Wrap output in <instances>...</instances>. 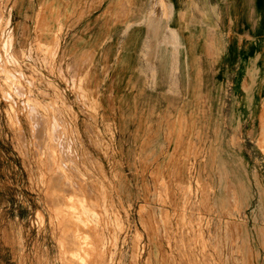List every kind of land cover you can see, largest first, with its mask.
I'll return each mask as SVG.
<instances>
[{
    "label": "rangeland",
    "instance_id": "rangeland-1",
    "mask_svg": "<svg viewBox=\"0 0 264 264\" xmlns=\"http://www.w3.org/2000/svg\"><path fill=\"white\" fill-rule=\"evenodd\" d=\"M52 1L0 0V264H264V213L245 229L236 189L226 202L234 219L212 220L208 186L170 172L180 156L164 157L165 131L179 138L186 123L194 130L164 103L178 100L174 91L184 85L196 90V72L205 100L221 101L218 91L233 83L244 53H264V0H237L241 23L256 25L246 38L227 28L223 0H180L166 15L155 0H91L86 50L59 44L63 30L49 21L58 20L61 3ZM175 10L185 13L180 39L166 34L165 16L172 26ZM142 44L153 53L150 70L135 55ZM134 69L145 77L141 93L131 83ZM151 70L165 84H150ZM156 90L168 97L152 106ZM215 129L205 120L204 136Z\"/></svg>",
    "mask_w": 264,
    "mask_h": 264
},
{
    "label": "crops",
    "instance_id": "crops-1",
    "mask_svg": "<svg viewBox=\"0 0 264 264\" xmlns=\"http://www.w3.org/2000/svg\"><path fill=\"white\" fill-rule=\"evenodd\" d=\"M60 1L57 12L54 11L58 14V20L49 21L50 27L56 29L61 27L63 30L58 39L59 44L64 45V48L73 45L74 49L83 46V50H86L91 37L89 30L93 27L91 0ZM223 1L228 3L227 28L231 33L236 32L240 38L249 37L256 25L241 23V8L238 7L237 0ZM179 2L180 0H176V3ZM170 4H172L170 0H165V13L171 11ZM102 13V10L99 11V14ZM203 15L207 16L205 12ZM164 22H167V27L170 28L169 17H165ZM132 23L134 24V21H131ZM186 29L188 32V25ZM139 39L142 38L132 39L133 44H136ZM149 52L148 65L145 61L148 70L151 69L150 60L153 56L150 50ZM202 57L199 59L202 60ZM199 59L195 58L200 62ZM183 60H185L184 57L178 60L179 69L182 67ZM241 60L244 63L234 73L233 83L226 91L223 87L218 91L222 98L221 101L209 104L205 100L203 89L198 90L197 80L196 90L191 85H184L180 90L174 91L179 93V96H175L178 100L164 103V108L180 109L181 114L187 117L186 122L194 121V130H189L193 123L190 125L186 123L185 131L180 133L179 138L172 132L166 133L165 131L164 157L166 161V158L171 159L174 154L180 156L182 159L180 164H171L170 172L183 174L181 178L190 180L192 184L199 182L203 186H208L212 220L228 219L231 221L234 219L235 213L232 210L227 213L226 202L232 203L236 189L240 190L245 212L242 221L244 228L247 229L249 222L256 219L254 215L257 212L264 213V151L261 148V143L264 141L262 116L264 110V53L256 47L251 53H244ZM165 61L168 62V57ZM247 61L251 64L247 65ZM167 65L168 63H165V71ZM200 65L201 63L196 68L199 69ZM218 76L221 75L215 74V77ZM196 78L198 79L197 72ZM165 92L172 93L166 89ZM194 93L195 96H193ZM235 94H243L251 100L245 104L236 102ZM189 97H195V99L187 101ZM209 117L216 129L204 136L203 125ZM232 125L237 126L236 130H233ZM167 167L168 165L165 164V171ZM226 214H228L227 217Z\"/></svg>",
    "mask_w": 264,
    "mask_h": 264
},
{
    "label": "bare ground",
    "instance_id": "bare-ground-1",
    "mask_svg": "<svg viewBox=\"0 0 264 264\" xmlns=\"http://www.w3.org/2000/svg\"><path fill=\"white\" fill-rule=\"evenodd\" d=\"M259 1V0H258ZM53 2V4H56V3H58L59 4V2H61V1H57V0H55V1H52ZM170 2H172V3H176V0H170ZM155 9H157V7L159 6V5H157L158 3L159 4H162L163 6H164V4H165V0H155ZM157 5V6H156ZM262 7H263V5H262ZM39 11V10H38ZM38 11H37V13H38ZM177 12H176V15H175V18H174V21H173V25L172 26H170V28L168 29V31L166 32V34H167V36L171 39L172 38V36L171 35H173V34H175L176 35V37L178 38V39H180V36H182V34H183V31L185 30V27H184V23H183V16H184V11H178V10H176ZM155 12H157V11H155ZM156 15V14H155ZM161 15V14H160ZM164 15H166V13L164 14ZM39 16V15H38ZM143 16V11H142V13H141V19L143 18L142 17ZM152 16H154V15H152ZM231 16V15H230ZM35 17V16H34ZM166 17V16H165ZM231 19V18H230ZM147 22V21H146ZM147 24H148V22H147ZM243 25H244V23H242ZM36 25V24H35ZM246 25V24H245ZM229 26H231V23L229 24ZM172 28V29H171ZM230 31V30H229ZM50 33V32H49ZM2 34V33H1ZM5 41V40H4ZM7 41V40H6ZM8 45V44H7ZM30 45V44H29ZM2 46H3V44H2ZM31 48V47H30ZM39 49V48H38ZM37 49V50H38ZM35 51H36V49H35ZM149 51H146V48H145V46L142 44V45H140L138 48H137V50H136V52H135V55L136 54H142V56H143V58L145 59V61H146V64H147V59H148V57H150V55H149ZM8 55V54H7ZM6 56V55H5ZM26 57V56H25ZM30 57V56H29ZM36 57V56H35ZM1 58V57H0ZM216 58L217 59H220L221 57L218 55V56H216ZM6 61V60H5ZM9 63V62H8ZM13 64V63H12ZM14 69V68H13ZM36 69V68H35ZM167 69V68H166ZM12 70V69H11ZM19 71V70H18ZM12 73V72H11ZM15 73V72H14ZM150 77V84L152 83L153 85H159L160 87L163 85V84H165L164 82V78L162 77L163 76V74H160V72H159V74H157V71L156 70H151L150 71V75H149ZM194 76H195V74H194ZM196 77V76H195ZM30 80V79H29ZM5 81V80H4ZM196 81H197V78H196ZM19 82V81H18ZM40 83V82H39ZM132 85H137V92L138 93H141V91H142V89H143V85H144V83H146V81H145V77L143 76V74L142 73H139V72H136L135 71V69H134V75H133V77H132ZM9 84H10V82H9ZM47 84V83H46ZM83 84H84V82H83ZM14 85V84H13ZM12 85V86H13ZM24 85V84H23ZM84 86V85H83ZM16 88V87H15ZM8 93V92H7ZM14 93V92H13ZM28 94V93H27ZM160 95H162V96H164L165 98H167L168 96L167 95H165V94H162L161 92H158L157 90L155 91V92H151V94L149 95V102L150 103H152V106L153 105H155L156 104V102H158L159 101V97H160ZM10 96V95H9ZM188 96V95H187ZM33 97V96H32ZM54 100V99H53ZM187 101H189V100H191V98L189 97V98H187L186 99ZM249 100H251L250 98H248L247 96H244L243 94H241L240 95V103H247ZM13 101V100H12ZM38 101V100H37ZM19 102V101H18ZM46 103V102H45ZM48 103V102H47ZM39 106H40V104H39ZM30 107V106H29ZM55 107V106H54ZM41 108H42V106H41ZM43 109V108H42ZM52 109V108H51ZM14 110V109H13ZM28 110V109H27ZM37 112V111H36ZM38 115V114H37ZM51 115V114H50ZM62 116V115H61ZM47 118V117H46ZM178 118V116L176 115V119ZM39 120V119H38ZM65 120V119H64ZM44 121V120H43ZM68 123V122H67ZM35 124V123H34ZM13 125V124H12ZM17 125V124H16ZM37 125V124H36ZM35 126V125H34ZM33 126V127H34ZM38 126V125H37ZM37 126H36V128H37ZM59 126V125H58ZM60 127V126H59ZM74 127V126H73ZM19 128V127H18ZM35 128V127H34ZM52 129H54V128H52ZM41 130V129H40ZM36 131V130H35ZM54 131V130H53ZM52 131V132H53ZM22 132V131H21ZM50 132V131H49ZM75 133V132H74ZM58 134V133H57ZM56 134V135H57ZM59 134H60V132H59ZM58 134V135H59ZM57 135V136H58ZM41 136V135H40ZM19 137V136H18ZM24 137V136H23ZM16 138V137H15ZM50 139V138H49ZM52 139V138H51ZM35 140V139H34ZM41 139H39V141H40ZM47 140V139H46ZM45 140V141H46ZM54 140H55V138H54ZM64 140V139H63ZM73 140V139H72ZM36 141H38V140H35V142ZM57 141V140H56ZM60 141V140H59ZM34 142V141H33ZM62 142V141H61ZM24 143V142H23ZM22 143V144H23ZM39 143V142H38ZM43 143V142H42ZM52 143V142H51ZM53 143H55V142H53ZM57 143V142H56ZM78 143V142H77ZM45 144V143H44ZM70 144H71V142H70ZM39 145V144H38ZM80 145V144H79ZM24 147H25V145H24ZM41 147H42V145H41ZM49 147H51V146H49ZM56 147H57V145H56ZM81 147V146H80ZM26 148V147H25ZM45 148H47V147H45ZM52 148V147H51ZM55 149V148H54ZM71 149H73V148H71ZM24 150V149H23ZM61 150V149H60ZM66 150V149H65ZM41 151V150H40ZM46 151H47V149H46ZM55 151V150H54ZM58 151H59V149H58ZM51 152V151H50ZM73 152H74V150H73ZM45 153V152H44ZM52 153V152H51ZM57 153H59V152H57ZM61 153V152H60ZM50 154V153H49ZM53 154V153H52ZM74 154V153H73ZM45 155V154H44ZM51 155V154H50ZM89 155V154H88ZM54 156V155H53ZM71 156V155H70ZM46 157H48V156H46ZM52 157V156H51ZM60 157H62V156H60ZM77 157V156H76ZM49 158V157H48ZM59 158V157H58ZM70 158V157H69ZM42 158L40 157V160H41ZM46 159V158H45ZM53 159H55V158H53ZM50 160V159H49ZM61 160V159H60ZM59 159H58V161H60ZM47 161V160H46ZM67 161V160H66ZM61 162V161H60ZM70 162V161H69ZM48 163V162H47ZM49 163H50V161H49ZM53 163H55V162H53ZM115 163H117V164H119V163H122V161H119V162H115ZM52 164V163H51ZM60 164V163H59ZM63 163L61 162V165H62ZM50 165V164H49ZM96 165V164H95ZM65 166V165H64ZM44 167V166H43ZM46 169V168H45ZM51 169V168H50ZM75 169V168H74ZM48 172V171H47ZM55 172V171H54ZM60 172V171H59ZM70 172V171H69ZM75 173V172H74ZM60 174V173H59ZM66 174V173H65ZM80 174V173H79ZM78 173H77V175H79ZM55 175H56V173H55ZM66 176H67V174H66ZM74 176V175H73ZM76 176V175H75ZM44 177V176H43ZM56 177V176H55ZM64 178V177H63ZM69 178V177H68ZM77 178V177H76ZM56 180H57V178H56ZM60 180V179H59ZM66 180V179H65ZM53 182V181H52ZM65 182V181H64ZM79 182V181H78ZM83 182V181H82ZM55 183V182H54ZM62 183H63V181H62ZM61 183V184H62ZM83 183H85V182H83ZM83 183H80L79 185H83ZM74 184V183H73ZM72 184V185H73ZM47 185V184H46ZM57 185V184H56ZM85 185V184H84ZM91 185H92V183H91ZM95 185V184H94ZM53 186V185H52ZM51 186V187H52ZM102 186V185H101ZM63 187V186H62ZM77 187V186H76ZM96 187H97V185H96ZM70 188V187H69ZM79 188V187H78ZM47 189V188H46ZM46 189H44V190H46ZM61 189V188H60ZM63 189H64V187H63ZM51 190V189H50ZM57 190V189H56ZM80 190V189H79ZM87 190V189H86ZM53 191V190H52ZM59 191V190H58ZM82 191V190H81ZM50 192V191H49ZM59 192H61V191H59ZM59 192H57L58 194H59ZM80 192V191H79ZM48 193V192H47ZM54 193V192H53ZM68 193V192H67ZM89 193V192H88ZM92 193V192H91ZM57 194V195H58ZM62 194V193H61ZM76 194V193H75ZM78 194V193H77ZM80 194V193H79ZM84 193H82V195H83ZM86 194V193H85ZM49 195V194H48ZM53 195H55V194H53ZM92 195V194H91ZM59 197V196H58ZM61 197H62V195H61ZM66 198V197H65ZM68 198V197H67ZM82 198V197H81ZM85 198V197H84ZM86 198H88V197H86ZM91 198V197H90ZM93 198V197H92ZM52 199H53V197H52ZM104 199V198H103ZM63 200V199H62ZM57 201V200H56ZM86 201H88V200H86ZM97 201V200H96ZM60 202V201H59ZM67 202V201H66ZM47 203V202H46ZM54 203V202H53ZM64 203V202H63ZM58 204V203H57ZM61 204V203H60ZM98 204V203H97ZM54 205V204H53ZM87 205V204H86ZM58 206V205H57ZM114 206V205H113ZM49 207V206H48ZM63 208V207H62ZM61 208V209H62ZM93 208H94V206H93ZM58 209V208H57ZM60 209V208H59ZM60 209V210H61ZM71 209V208H70ZM73 209V208H72ZM78 209V208H77ZM116 209V208H115ZM86 210V209H85ZM93 210V209H92ZM59 211V210H58ZM96 211V210H95ZM69 212V211H68ZM79 212V211H78ZM65 213H66V211H65ZM80 213V212H79ZM78 213V214H79ZM73 214V213H72ZM119 214V213H118ZM40 215V214H39ZM99 215V214H98ZM82 216V215H81ZM43 218V217H42ZM71 218V217H70ZM85 218V217H84ZM40 219V218H39ZM65 220V219H64ZM83 221V220H82ZM41 222H42V219H41ZM65 222V221H64ZM86 222V221H85ZM97 222V221H96ZM50 223V222H49ZM70 223H72V222H70ZM69 223V224H70ZM99 223V222H98ZM42 224V223H41ZM62 224V223H61ZM61 224H59V225H61ZM88 224V223H87ZM149 224V223H148ZM154 225V224H153ZM80 226H82V225H80ZM90 226V225H89ZM62 227V226H61ZM76 227V226H75ZM57 228H59V227H57ZM65 228V227H64ZM70 228V227H69ZM72 228H73V226H72ZM94 228V227H93ZM108 229H109V227H108ZM72 230V229H71ZM73 230H75V229H73ZM72 230V231H73ZM89 230V229H88ZM66 231V230H65ZM76 231V230H75ZM91 231V230H90ZM89 231V232H90ZM71 232V231H70ZM87 233V232H86ZM94 233V232H93ZM92 233V234H93ZM149 233V232H148ZM183 233V232H182ZM66 234H67V232H66ZM74 234H76V232L74 233ZM82 234V233H81ZM88 234V233H87ZM90 234V233H89ZM111 234V233H110ZM85 235V234H84ZM149 235V234H148ZM76 236V235H75ZM81 236H83V235H81ZM88 236V235H87ZM150 236H151V234H150ZM159 236V235H158ZM93 237H95V236H93ZM100 237V236H99ZM165 237V236H164ZM78 239H79V237H77ZM82 238V237H81ZM91 238V237H90ZM190 238V237H189ZM109 239V238H108ZM180 239V238H179ZM184 239V238H183ZM198 239V238H197ZM103 240V239H102ZM188 240V239H187ZM193 240V239H192ZM80 241V240H79ZM84 241V240H83ZM90 242H91V240H89ZM108 241H110V240H108ZM62 242V241H61ZM81 242V241H80ZM79 242V243H80ZM88 242V241H87ZM99 242V241H98ZM97 242V243H98ZM58 243V242H57ZM78 243V244H79ZM83 243V242H82ZM109 244V243H108ZM97 245H99V244H97ZM188 245V244H187ZM190 245V244H189ZM188 245V246H189ZM86 247V246H85ZM93 247V246H92ZM163 247V246H162ZM62 248V247H61ZM82 248H84V247H82ZM87 248V247H86ZM181 248V247H180ZM186 248H187V246H186ZM191 248V247H190ZM195 248V247H194ZM73 249V248H72ZM81 249V248H80ZM104 249V248H103ZM59 250V249H58ZM76 250V249H75ZM85 250V249H84ZM90 250V249H89ZM64 251V250H63ZM77 251H79V250H77ZM82 251V250H81ZM101 251H102V249H101ZM204 251V250H203ZM97 253H100L99 252V250H98V252ZM203 253V252H202ZM83 254V253H82ZM62 255H63V253H62ZM102 255V254H101ZM73 256H74V254H73ZM94 256V255H93ZM103 256H104V254H103ZM178 256H179V254H178ZM80 257H82V256H80ZM86 257V256H85ZM88 257V256H87ZM90 257H91V255H90ZM180 257V256H179ZM92 258V257H91ZM94 258V257H93ZM148 258V257H147ZM64 259V258H63ZM78 259V258H77ZM95 259H96V257H95ZM113 259V258H112ZM175 259V258H174ZM83 260V259H82ZM87 260V259H86ZM98 260V259H97ZM102 260V259H101ZM39 261V260H38ZM62 261V260H61ZM89 261V260H88ZM87 261V262H88ZM90 261H91V259H90ZM93 261V260H92ZM147 261V260H146ZM149 261V260H148ZM169 261V260H168ZM103 262H105V261H103ZM102 262V263H103ZM150 262V261H149ZM70 263V262H69ZM98 263V262H97ZM168 263V262H167ZM39 264V263H38ZM71 264V263H70ZM83 264V263H82ZM94 264V263H93ZM147 264H149V263H147Z\"/></svg>",
    "mask_w": 264,
    "mask_h": 264
}]
</instances>
